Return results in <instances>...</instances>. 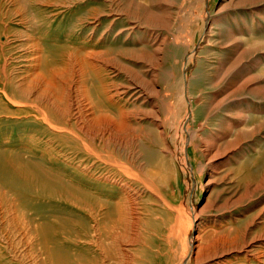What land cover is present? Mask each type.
Masks as SVG:
<instances>
[{
  "label": "rangeland",
  "instance_id": "obj_1",
  "mask_svg": "<svg viewBox=\"0 0 264 264\" xmlns=\"http://www.w3.org/2000/svg\"><path fill=\"white\" fill-rule=\"evenodd\" d=\"M0 1L12 10V0ZM66 3L46 8L66 11L52 26L64 35L48 33L45 43L74 48L68 33L74 41L101 34L97 49L114 47L117 65L101 67L142 89L128 100L141 124L102 130L126 165L115 171L130 180L107 187L112 199L127 196L130 211L118 264H264V0ZM78 81L75 73L64 87L82 117ZM3 106L13 113H0V145L8 137L16 146L20 114L0 98Z\"/></svg>",
  "mask_w": 264,
  "mask_h": 264
},
{
  "label": "bare ground",
  "instance_id": "obj_2",
  "mask_svg": "<svg viewBox=\"0 0 264 264\" xmlns=\"http://www.w3.org/2000/svg\"><path fill=\"white\" fill-rule=\"evenodd\" d=\"M12 1V10L0 1V98L17 106L21 137L16 146L8 137L0 145V264H118L130 211L127 196L112 199L108 188L130 180L115 171L126 165L112 154L102 130L132 129L130 119L141 124L144 116L131 113L140 107L130 108L128 100L139 99L142 89L137 81L116 82L101 67L113 63L109 52L116 51L97 49L101 34L74 41L68 33L81 45L74 48L45 43L48 33L64 35L52 26L61 25L58 17L66 11L46 8L68 0ZM89 18L78 20L86 24ZM98 23V17L91 20L92 31ZM45 48L60 53L46 54ZM75 73L82 117L77 108L71 113L64 87ZM8 106L0 113H13Z\"/></svg>",
  "mask_w": 264,
  "mask_h": 264
}]
</instances>
